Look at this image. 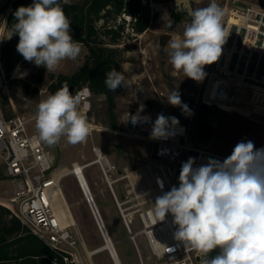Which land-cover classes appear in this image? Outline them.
Instances as JSON below:
<instances>
[{
  "label": "rangeland",
  "instance_id": "374dc122",
  "mask_svg": "<svg viewBox=\"0 0 264 264\" xmlns=\"http://www.w3.org/2000/svg\"><path fill=\"white\" fill-rule=\"evenodd\" d=\"M11 1L0 0V45L13 39V36L9 39L12 33L6 26ZM210 2L189 0L188 3L177 4L176 0H143L147 12L154 18L141 33L133 30L129 18L124 20L122 16L111 21V24L125 22L122 38L116 46L122 55L118 69L127 78L128 87H124V93L116 98L113 111L108 108L104 96L91 93V109L83 113L90 128L84 142L73 145L62 137L55 145L45 143L53 154L54 167L58 170L66 168L58 191L65 194L75 219L71 229L80 237L77 243L78 264H118V260L115 258L116 263L109 248L90 254L106 241L76 174L70 172L76 162L84 169L92 197L113 241L111 243L115 244L120 263L161 264L162 259L152 252L142 233L140 218V208L147 206L151 195L147 164L154 148L151 131L158 115L176 117L179 122H192L194 128L199 106L204 101L211 106L208 119L215 126L210 143L212 150L230 156L237 143L242 141L253 142L255 149L264 148L263 86L221 78L215 71L218 66L214 68L217 62L204 66L206 75L199 82L175 72L169 63L165 48L173 36L182 35L185 24L190 20L185 18L169 26L173 10L189 14L196 8L207 7ZM216 3L224 12L221 22L224 31L229 25L232 9L264 7V0H216ZM70 34L76 40L72 29ZM81 45L79 57L75 61L61 62L54 72H46L45 68L24 60L16 49L9 50L5 57L0 52V75H4L7 83V88L0 87V106L10 112L15 105L16 110L29 119V130L37 132L34 120L37 104L53 94L49 86L60 73L70 75L82 65L88 49ZM41 71L45 76L44 82L38 81ZM34 88L38 89L35 96L32 95ZM173 90L179 92L187 111L168 103L166 97ZM132 109L137 110L140 120L130 127L128 115ZM113 122L117 126H113ZM99 151L101 155H98ZM103 155H107L110 162L108 178L98 161ZM12 194V184L0 161V201L11 206L9 198ZM124 215L130 219L132 232Z\"/></svg>",
  "mask_w": 264,
  "mask_h": 264
},
{
  "label": "clouds",
  "instance_id": "9594fccd",
  "mask_svg": "<svg viewBox=\"0 0 264 264\" xmlns=\"http://www.w3.org/2000/svg\"><path fill=\"white\" fill-rule=\"evenodd\" d=\"M223 16L216 0L189 13L182 35L173 36L165 48L175 72L197 82L204 79V66L219 59L228 37ZM14 18L9 39L18 35L17 52L46 72L81 54L82 45L70 34L71 21L60 0H33L17 8ZM105 86L115 91L128 87V81L121 71L112 69L106 73ZM166 98L187 111L177 90ZM80 104V95H73L66 84L40 100L34 116L38 138L48 145L62 137L73 145L84 142L90 128ZM128 119L135 125L140 117L137 113ZM178 123L176 117L159 114L151 138L167 139L172 134L170 125ZM194 163V158L183 163L179 187L156 198L152 209L156 223L171 214L178 225L175 238L198 252L201 264H264V148L242 141L223 162L210 159L199 167H193ZM213 251L216 254L209 255Z\"/></svg>",
  "mask_w": 264,
  "mask_h": 264
},
{
  "label": "built area",
  "instance_id": "2783aa9c",
  "mask_svg": "<svg viewBox=\"0 0 264 264\" xmlns=\"http://www.w3.org/2000/svg\"><path fill=\"white\" fill-rule=\"evenodd\" d=\"M238 11L239 22L225 29L228 37L222 45L215 71L226 80L238 79L242 84L264 85V7ZM0 87L7 88L4 75H0ZM91 93L88 85L73 92V95L81 97L79 108L82 113L91 109ZM12 108L6 112L0 106V161L13 187L9 208L48 245L61 251L66 261L78 264L77 243L80 237L71 229L70 223L62 222L54 206L53 191H58L59 186L53 184V172L59 168L54 167L53 154L38 138V133L29 130V119L20 114L15 105ZM170 127L172 134L167 139H154V148L148 158L151 195L147 206L140 208L142 233L152 252L162 259L161 264H201L203 257L175 238L178 225L174 224L171 214L156 223L153 204L157 197L173 186L179 187L182 165L189 158L195 160L193 167H199L210 159L223 162L228 155L198 141L192 122H179ZM103 156L98 161L108 178L110 162L107 155ZM112 190L116 196L113 187ZM87 199L89 202L94 200L92 196ZM127 216L124 215L125 223L132 232Z\"/></svg>",
  "mask_w": 264,
  "mask_h": 264
},
{
  "label": "trees",
  "instance_id": "16d2710c",
  "mask_svg": "<svg viewBox=\"0 0 264 264\" xmlns=\"http://www.w3.org/2000/svg\"><path fill=\"white\" fill-rule=\"evenodd\" d=\"M33 0H12L7 15L8 29L15 22L14 12L20 6H29ZM60 4L71 21L74 37L85 45L88 53L82 65L72 74L60 73L57 80L49 88L55 93L61 84L69 83L79 89L88 85L95 95L105 97L108 108L113 111L116 98L124 93V87L110 91L105 86L106 73L118 69L122 55L117 43L122 38L124 23L111 24V21L124 16L130 19L135 32L147 29L151 16L143 0H60ZM190 18L186 11L173 10L169 26H174L182 19ZM2 19H0V23ZM19 42V36L13 35L8 43L0 45V52L5 57L9 50L14 51ZM38 81L44 82L45 76L41 71ZM38 94L34 88L32 95ZM36 110V109H35ZM113 126H117L113 122ZM2 203V202H1ZM0 203V264H70L64 254L48 245L38 234L33 232L22 220L16 216L9 204ZM7 205V206H5ZM213 251L209 255H215Z\"/></svg>",
  "mask_w": 264,
  "mask_h": 264
},
{
  "label": "water",
  "instance_id": "95a60500",
  "mask_svg": "<svg viewBox=\"0 0 264 264\" xmlns=\"http://www.w3.org/2000/svg\"><path fill=\"white\" fill-rule=\"evenodd\" d=\"M189 0H176V3L177 4H183V3H188ZM6 20H7V17H6ZM67 85L69 87V90L70 92H74L75 90V86L72 85V84H69V83H63L61 84V87L63 85ZM210 104L202 101L200 106H199V109H198V113H197V117H196V120H195V123H194V128H193V132H194V136L198 139V141L204 143V144H208L210 145L211 143V140H212V137H213V133H214V124L213 122H211L208 117H209V111H210ZM137 114V110L136 109H132L131 112H130V116L131 115H136ZM128 126L132 127L133 124L131 123V120L129 119L128 121ZM73 171H76L75 169L73 170H70V172H73ZM77 173V171H76ZM81 182V180H80ZM82 184V187H83V190L86 194L87 197L91 198V195L89 196L87 194V192L85 191L84 189V185L83 183L81 182ZM90 205H91V208H92V211L97 219V222L103 232V235H104V238H105V241L106 243L94 250H92V253H94L95 251H98V250H101V249H104V248H108L109 247V244H108V239L110 240L109 238V233L105 227V224L101 218V214L97 208V205L95 204L94 200H91L90 202ZM108 237V238H107ZM114 247V246H113ZM111 252V251H110ZM116 253V256L118 257L117 255V252L115 251ZM113 256V254H112ZM114 257V256H113ZM115 262H116V259L114 258Z\"/></svg>",
  "mask_w": 264,
  "mask_h": 264
},
{
  "label": "bare ground",
  "instance_id": "6f19581e",
  "mask_svg": "<svg viewBox=\"0 0 264 264\" xmlns=\"http://www.w3.org/2000/svg\"><path fill=\"white\" fill-rule=\"evenodd\" d=\"M239 11L238 10H236V9H232L231 10V12H230V15H229V25L228 26H230L231 24H234V23H237V22H239V20H240V18H239ZM218 64V63H217ZM217 64H216V66L215 67H217ZM4 82H5V80H4ZM256 84V83H255ZM259 85H261V84H259ZM261 86H263L264 87V85H261ZM207 103V102H206ZM209 104V103H208ZM98 155H101V152L99 151V153H98ZM103 158V157H102ZM73 170L75 169L76 171H77V173H76V171H73L75 174H76V176H77V178H78V181H79V183H80V185H81V187H82V184H81V182L83 183V185H84V189H85V191L87 192V194L90 196H93V193H92V190H91V188H90V185H89V182H88V180H87V178H86V176H85V173H84V169H83V167L78 163V162H76L75 163V168H72ZM141 169V168H140ZM139 169V170H140ZM142 170H144V169H142ZM66 171V168H61V170H56L55 172H53V175L55 176V178H54V180H53V184H55L56 185V187L59 185V183L63 180V176L65 175V172ZM146 171V170H145ZM143 174V173H142ZM148 174V173H147ZM80 180H81V182H80ZM82 189H83V187H82ZM84 191V190H83ZM84 194H85V192H84ZM85 197L87 198V196H86V194H85ZM53 198H54V200H55V204H54V206H55V208L57 209V213L59 214V216H60V218H61V220H62V222L63 223H70V224H75V219H74V216H73V214H72V211H71V209H70V206H69V204L67 203V201H66V197H65V194L62 192V191H60L59 190V192L55 189L54 191H53ZM1 202V201H0ZM3 203V202H2ZM99 210V209H98ZM102 218V217H101ZM103 222H104V220H103ZM106 227V226H105ZM108 238V237H107ZM109 238H110V236H109ZM111 242H113L112 241V239L110 238V240L108 239V244H109V249H110V251H111V253L113 254V258H116L117 260H118V264H121L120 263V260L117 258V256H116V253H115V248L113 247V246H115V244L113 243H111ZM96 252V251H95ZM90 254H92V251H90ZM118 255V254H117ZM117 263V262H116Z\"/></svg>",
  "mask_w": 264,
  "mask_h": 264
},
{
  "label": "snow or ice",
  "instance_id": "6c2138e0",
  "mask_svg": "<svg viewBox=\"0 0 264 264\" xmlns=\"http://www.w3.org/2000/svg\"><path fill=\"white\" fill-rule=\"evenodd\" d=\"M78 171V170H77Z\"/></svg>",
  "mask_w": 264,
  "mask_h": 264
}]
</instances>
